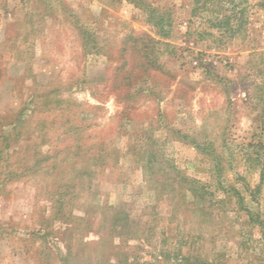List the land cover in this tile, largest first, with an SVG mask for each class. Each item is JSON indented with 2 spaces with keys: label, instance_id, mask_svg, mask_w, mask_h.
Instances as JSON below:
<instances>
[{
  "label": "rangeland",
  "instance_id": "1",
  "mask_svg": "<svg viewBox=\"0 0 264 264\" xmlns=\"http://www.w3.org/2000/svg\"><path fill=\"white\" fill-rule=\"evenodd\" d=\"M263 165L264 0H0V264H264Z\"/></svg>",
  "mask_w": 264,
  "mask_h": 264
},
{
  "label": "trees",
  "instance_id": "2",
  "mask_svg": "<svg viewBox=\"0 0 264 264\" xmlns=\"http://www.w3.org/2000/svg\"><path fill=\"white\" fill-rule=\"evenodd\" d=\"M127 39V40H126ZM126 39H125V41H127V42H131L132 40H133V42L135 41V42H138V46L137 45H135V46H133L132 48L136 51V52H138V53H140V55H141V57H142V59L144 60V64L145 63H147L148 61H150L149 60V55H148V53H147V50H146V47H145V45H141L142 44V42H141V38H139V37H135V36H133L132 37V35H130L129 37H126ZM126 44V43H125ZM129 46V45H128ZM127 49V48H126ZM125 52V48L123 49V52H122V54ZM146 65V64H145ZM127 66V63L126 62H124V63H122V65H119L118 67H117V70H123L125 67ZM142 68H144V69H147V68H149L148 66H143ZM132 70H134V69H132ZM116 79V78H115ZM125 79H127V77H123V81L121 80V84L122 83H124V81H125ZM128 94H131V92H128ZM125 98V100H126V102L128 103V102H130L132 99H131V95H130V97H124ZM258 157L259 156H257L256 157V159H258ZM151 162V161H150ZM154 162V161H153ZM262 169H264V165H263V167H262Z\"/></svg>",
  "mask_w": 264,
  "mask_h": 264
}]
</instances>
